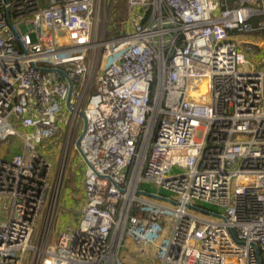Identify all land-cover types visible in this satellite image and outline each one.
Masks as SVG:
<instances>
[{"label":"built area","instance_id":"obj_1","mask_svg":"<svg viewBox=\"0 0 264 264\" xmlns=\"http://www.w3.org/2000/svg\"><path fill=\"white\" fill-rule=\"evenodd\" d=\"M127 4L126 35L98 43L96 91L79 110L98 0H0V264H124L126 236L169 213L159 264H264V0ZM36 67L68 74L71 113L88 124L86 205L55 245L53 165L38 146L59 134L70 86ZM145 183L179 205L143 200Z\"/></svg>","mask_w":264,"mask_h":264},{"label":"rangeland","instance_id":"obj_2","mask_svg":"<svg viewBox=\"0 0 264 264\" xmlns=\"http://www.w3.org/2000/svg\"><path fill=\"white\" fill-rule=\"evenodd\" d=\"M129 8L127 0H98V13L97 22L94 25L93 30V47L94 49V65L91 68L90 75L88 76L87 85L88 89L85 92H80L78 100V108L83 109L88 104V99L96 91V76L101 71L103 60L98 55V43L104 39H111L122 37L126 35L128 28ZM30 39L33 43L37 42L36 34L34 32L29 33ZM100 59V60H99ZM74 116V118H73ZM59 134L53 140L46 141L38 146L41 155L45 156L53 165V189L55 187V197L57 199L56 216L53 221V232L51 244L55 245L58 241L60 234L69 227L76 228L78 223L75 221V217L71 215V208L67 205L65 199V191H75L76 182L78 186L82 185V180L85 172L86 164L76 149V143L81 135L84 127V122L79 118V115L71 113L67 108L66 103H63V112L59 120ZM15 142L13 141V145ZM72 149V151H70ZM14 151V147L10 148V152ZM63 175L61 177V171ZM183 172L180 168H173L170 174L175 176ZM143 191H147L151 194L158 195L164 198L175 199L176 196L169 192L162 190L158 185L152 183H145L142 186ZM143 200L156 203L164 209L174 210L176 207L170 202L157 199ZM197 207L214 211L218 214H223L225 209L219 206L210 204H195ZM194 214L209 219L208 215L194 211ZM77 215V214H76ZM47 212L42 213L38 229V234L42 233L46 224ZM160 227L172 228V215L169 213L165 217L158 220L157 223ZM129 236V235H127ZM122 243L120 249V260L124 264H142L141 259L136 258V246L133 245L135 237H127ZM127 241L125 242V240ZM31 257V255H30ZM147 259V258H146ZM150 261V260H148ZM146 264H150L149 262ZM151 264H159L155 256L151 260ZM25 264H29L28 259L25 260Z\"/></svg>","mask_w":264,"mask_h":264},{"label":"crops","instance_id":"obj_3","mask_svg":"<svg viewBox=\"0 0 264 264\" xmlns=\"http://www.w3.org/2000/svg\"><path fill=\"white\" fill-rule=\"evenodd\" d=\"M86 169V167H85ZM85 174V172H84ZM78 182H76L75 191H65V199L67 200L68 207L71 208V215L75 217L76 223H80L82 210L86 205V195L84 191V176L82 180V185L79 187ZM145 197V196H144ZM146 199H151L145 197ZM153 199V198H152ZM77 214V215H76ZM158 221L152 216H146L145 219H141L139 227L135 234H128L127 237H135L133 245L136 246V258L141 259L142 264H146L148 261L152 263V258L157 255L159 242L167 239L171 232V227L164 228L160 227ZM78 227V226H77ZM76 227V228H77ZM75 229L73 227L66 228ZM127 239L125 240V242ZM147 258V259H146Z\"/></svg>","mask_w":264,"mask_h":264},{"label":"water","instance_id":"obj_4","mask_svg":"<svg viewBox=\"0 0 264 264\" xmlns=\"http://www.w3.org/2000/svg\"><path fill=\"white\" fill-rule=\"evenodd\" d=\"M8 17H9L10 27H11V28L13 29V31L15 32V29H14L13 24H12V22H11V15H10V13L8 14ZM15 35L18 36V34H17L16 32H15ZM36 69L41 70V71H44V72H49V73H57V74H59V77H58L59 80H61L62 77H64V79L68 82V84H69V86H70V96H69V98H68V100H67V102H66V106H67V108L71 111L72 109H71V107H70V100H71V94H72V92H73V85H74V84H73V81H72V80L70 79V77L68 76V74H67L65 71L61 70V69H42V68H38V67H36ZM82 117H83V119H84V128H83V132H82L80 138L78 139V141H77V143H76V149H77V151L79 152V154L82 156V158H83L85 164L88 165L87 159H86L84 153L82 152V150H81V148H80V141H81V138H82L83 135L86 133L87 125H88V124H87V119H86V117H85L84 114H82ZM139 194H140V195H143V196H145V197H149V198H153V199H157V200H165V201H167V202L172 203V204L175 205V206H178V205H179V203H177V202L174 201L173 199H170V198H164V197H161V196H158V195H154V194H151V193H149V192H147V191H140ZM188 208L191 209V210H193V211H197V212L203 213V214H205V215H211V216H214V215H215L216 217H219L220 219H223V216H222V215L213 214V213L209 212L208 210H205V209H202V208L196 207V206H194V205H188ZM258 256H259V261H261L260 254H258Z\"/></svg>","mask_w":264,"mask_h":264},{"label":"trees","instance_id":"obj_5","mask_svg":"<svg viewBox=\"0 0 264 264\" xmlns=\"http://www.w3.org/2000/svg\"><path fill=\"white\" fill-rule=\"evenodd\" d=\"M154 89H155V86H154Z\"/></svg>","mask_w":264,"mask_h":264}]
</instances>
